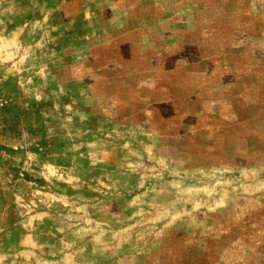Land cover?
<instances>
[{
  "label": "rangeland",
  "instance_id": "rangeland-1",
  "mask_svg": "<svg viewBox=\"0 0 264 264\" xmlns=\"http://www.w3.org/2000/svg\"><path fill=\"white\" fill-rule=\"evenodd\" d=\"M0 264H264V0H0Z\"/></svg>",
  "mask_w": 264,
  "mask_h": 264
},
{
  "label": "built area",
  "instance_id": "built-area-1",
  "mask_svg": "<svg viewBox=\"0 0 264 264\" xmlns=\"http://www.w3.org/2000/svg\"><path fill=\"white\" fill-rule=\"evenodd\" d=\"M2 106V102L0 101V107Z\"/></svg>",
  "mask_w": 264,
  "mask_h": 264
}]
</instances>
